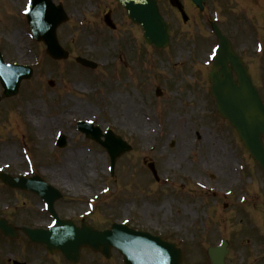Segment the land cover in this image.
I'll use <instances>...</instances> for the list:
<instances>
[{
  "label": "rangeland",
  "instance_id": "1",
  "mask_svg": "<svg viewBox=\"0 0 264 264\" xmlns=\"http://www.w3.org/2000/svg\"><path fill=\"white\" fill-rule=\"evenodd\" d=\"M61 1L69 18L57 33L69 57L56 62L46 54L42 43L29 37L26 23L22 26L14 21L22 20L18 10L24 0H0V51L6 62L33 67L32 77L22 82L18 94L0 103V167H9L5 171L14 174L26 171L27 164L21 158V147L25 146L34 170L62 191L56 209L64 217L79 223L83 214L98 229L125 222L134 229L161 235L182 248L185 264H210L204 249L221 238L230 240L228 264H264V238H257L252 246L257 234L247 231L238 220L239 208L247 210L249 205L248 199L240 202L241 193H236L239 188L230 175L239 154L238 144L233 143L236 133L215 112L209 94V67L204 60L216 41L210 36L206 42L202 33H195L198 31L193 24L187 26L193 21L206 20L208 24L210 13L201 19L193 7L189 9L191 21L184 25L168 1L159 0L173 33L165 49H155L144 42L141 30L114 0ZM235 1L227 9L229 18L239 27L238 34L235 26L229 32L234 47L241 51V35L247 33L255 53L253 31L245 29L247 10H243L242 0ZM109 7L114 30L103 23ZM207 24L202 25L205 32ZM260 33L263 36L262 30ZM192 35L202 40H191ZM243 53L257 79L256 61ZM78 55L95 60L97 69L82 68L74 59ZM190 60L199 61L193 66ZM193 75L197 79H191ZM49 79L54 80L53 87L48 85ZM259 85L264 93V84ZM157 86L163 91L159 98L154 95ZM121 97L129 101L123 110L133 109L154 130L147 140L135 130L136 123L131 126L120 122L118 112L122 108H116L114 100ZM85 118L93 119L101 128L109 127L132 147L117 160L113 176L104 149L85 140L74 128L77 120ZM179 123L187 132L167 140L172 124L177 127ZM56 131L66 136L67 145L62 149L53 145ZM187 142L188 150L183 151L181 147ZM78 149L86 152L88 165L80 167L86 173L70 172L69 160ZM148 161L155 163L157 180L146 166ZM199 184L217 193H208ZM229 189L232 194L225 195ZM10 196L0 184V206L15 207ZM17 196L18 207L37 211L41 206L38 197L25 196L24 200ZM255 209L259 210L258 218H263L264 206L257 204ZM78 264L123 262L116 250L104 258L84 248Z\"/></svg>",
  "mask_w": 264,
  "mask_h": 264
},
{
  "label": "water",
  "instance_id": "2",
  "mask_svg": "<svg viewBox=\"0 0 264 264\" xmlns=\"http://www.w3.org/2000/svg\"><path fill=\"white\" fill-rule=\"evenodd\" d=\"M117 1L126 8L128 16L133 22L142 25L144 29V38L147 43L154 44L156 47L167 45L168 26L158 13L156 0ZM170 1L172 5L175 4V0ZM194 1L199 3L201 0ZM64 19V14L63 17L62 15H58V20L53 23L50 29V35L53 42L52 44H49L48 51L54 57H66L65 53L63 56H60V50L58 52L56 51L59 47L57 46L55 39V28ZM105 21L113 27L108 16L105 17ZM216 33L218 34L220 49L218 55L215 57L214 67L209 73V78L212 95L216 99L217 110L224 118H227L230 121L233 127L236 128L244 145L251 154L255 156L264 170V148L260 140V135L264 136V106L260 102L256 90L247 76L242 63L232 52L228 40L220 35L217 30ZM36 37L37 39L43 38L41 35H37ZM78 60L86 65L94 67L93 64H90L86 60L80 58H78ZM228 64H230L231 67H229ZM17 69H23V67ZM232 70H234L238 76V84L232 78ZM26 76L29 77L30 73L23 74L21 77ZM5 85L6 87L3 96L16 94L18 88L17 80L5 82ZM83 127L88 128L82 130L86 131L87 134H90L89 131H91L92 128L84 125ZM99 132L100 131H97L98 134ZM96 137L97 135H94V138ZM117 142L120 144L114 149H111L108 145L110 144L109 139L101 142L110 153L112 166L115 159L129 149V147L120 140ZM62 145H64L63 142L61 143V146ZM150 167L154 171L152 164ZM2 179L11 186H25L26 184H32L30 181L21 183V181L24 180L18 178L2 177ZM39 187L43 195L45 192L53 190L42 184L39 185ZM0 228L6 234H13L11 228L7 226L3 220H0ZM28 234L31 239L40 240L45 243L50 252L61 250L66 258L72 263H75L78 260L79 251L82 246H89L95 251L101 250L106 256H109L110 247L115 246L124 254V261L126 264H134L127 251L128 246L126 242L130 241H142L159 247L160 251L155 258L154 264H170L171 258L173 259L174 264H180L182 258L180 251L176 249L173 244H168L160 240L159 237H153L145 232L134 231L118 224H113L111 230L99 232L87 224H82L81 228H76L68 220H58L57 225L50 230H32L28 231ZM225 254L226 249L224 246L220 249L210 248L208 250V255L214 264H224L223 259ZM164 256H166V260L162 262Z\"/></svg>",
  "mask_w": 264,
  "mask_h": 264
},
{
  "label": "flooded vegetation",
  "instance_id": "3",
  "mask_svg": "<svg viewBox=\"0 0 264 264\" xmlns=\"http://www.w3.org/2000/svg\"><path fill=\"white\" fill-rule=\"evenodd\" d=\"M183 4L184 11L187 10L186 3H192L190 0H181ZM244 8L247 10L246 16L251 19V25L256 30L253 35H258L262 39V45L264 49V23L261 19V12L264 9V0H243ZM237 2L235 0H205L204 9L210 8H220L223 12V16L226 17L227 9L229 4ZM259 4L255 5L254 4ZM176 11V10H175ZM177 13L178 10L176 11ZM187 12V11H186ZM227 25H230L229 21H226ZM262 30L263 36L260 31ZM258 37V36H256ZM243 50L253 58L257 63L258 68V78L254 77L251 73L253 82L260 89L259 84H264V54L263 56L255 55L251 48V41L244 39L242 42L241 51L239 55L246 63V59L243 57ZM247 64V63H246ZM248 68V66H247ZM251 72V70H250ZM261 90V89H260ZM260 95L264 101V93L260 92ZM251 166L249 172L246 171V177L243 179L244 173L241 174V188H245L247 191L244 192L245 196L249 197V202L251 203L250 208L247 211L240 212L243 217L251 220L255 217L252 214V210L257 204L264 206V177L259 172V168L255 161L250 157ZM249 180V182H248ZM249 187V188H248ZM0 217H5L9 224L16 228L17 237L10 238L5 237L0 232V264H14V261L21 264H64L65 261L60 257L59 254L54 256H49L45 249L39 245L31 243L28 238L24 235L21 227H35L37 225H42L44 218L40 213H36L33 209L24 208L23 205L20 208H11L8 211H4L3 207L0 206ZM262 220L264 221V214ZM16 264V263H15Z\"/></svg>",
  "mask_w": 264,
  "mask_h": 264
},
{
  "label": "bare ground",
  "instance_id": "4",
  "mask_svg": "<svg viewBox=\"0 0 264 264\" xmlns=\"http://www.w3.org/2000/svg\"><path fill=\"white\" fill-rule=\"evenodd\" d=\"M25 2V0H24ZM243 3V0L242 2ZM57 27L55 28V31H56ZM242 64H243V61H240ZM115 105H116V108H120L121 110L118 112V115H120L119 117V120L120 122H122L123 124H125L127 122L131 124V126L134 124L133 123H136L135 125V130L145 139L147 140L149 138V136H151V134H153L154 130L151 129V127L149 128V123L148 124H144L143 123V120L141 119V117L138 115V113L136 111H134L133 109H130L129 111H125L123 110V108L125 107H128L127 104H128V100L126 97H121L120 99H117L115 98ZM114 105V106H115ZM87 119V118H85ZM125 124V125H127ZM187 132V129L183 127V124L182 123H179L177 127H174L173 124H172V128H171V132L168 134V137H167V140L172 137V136H179V135H183L184 133ZM55 135V132L53 133V136ZM184 136V135H183ZM184 140V139H183ZM181 140V141H183ZM189 142L186 143H183L182 145V150H188V145ZM218 145V144H217ZM73 160H69V163L68 165L70 166V172L72 171H83L86 173L84 167L83 168H80L82 166H87L86 165V152L83 150V149H78V150H74L73 151ZM31 163L32 162V159H30ZM65 163H63L64 165ZM82 172V173H83ZM34 174V172H33Z\"/></svg>",
  "mask_w": 264,
  "mask_h": 264
}]
</instances>
